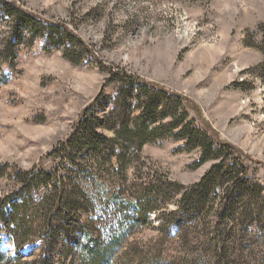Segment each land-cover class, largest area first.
Returning <instances> with one entry per match:
<instances>
[{
  "label": "rangeland",
  "instance_id": "obj_1",
  "mask_svg": "<svg viewBox=\"0 0 264 264\" xmlns=\"http://www.w3.org/2000/svg\"><path fill=\"white\" fill-rule=\"evenodd\" d=\"M0 2H13L39 21L36 27L27 25L24 33L0 4V198L13 190L16 170L39 167L40 158L65 138L84 108L95 99L97 112L109 107L117 88L109 81L112 70L189 98L216 137L245 158L249 178L264 184V54L257 46L264 0ZM49 24L57 30L64 27L82 46L61 39L63 31L52 38L54 31L45 30ZM184 109L200 124L190 107ZM183 144L173 138L146 144L141 152L144 163L135 166L145 176L161 173L192 185L214 161L189 168L199 152L176 151ZM54 162L48 159L44 167L52 169ZM117 178L113 175L112 180ZM174 208V203L167 206ZM155 215L149 214L150 225L137 227L126 239L127 249L117 252L119 262L140 263L145 248L163 254V264H168L165 254L182 256L185 234L164 242ZM0 228V251L5 254L0 264H42L41 240L17 247ZM51 253L52 264L73 261ZM242 253L246 264H256L247 249Z\"/></svg>",
  "mask_w": 264,
  "mask_h": 264
},
{
  "label": "trees",
  "instance_id": "obj_2",
  "mask_svg": "<svg viewBox=\"0 0 264 264\" xmlns=\"http://www.w3.org/2000/svg\"><path fill=\"white\" fill-rule=\"evenodd\" d=\"M0 4L23 32L39 22L13 2ZM260 27L257 46L264 54ZM49 29L55 39L59 29L50 24L46 32ZM59 31L64 32L61 39L82 46L64 27ZM110 72L109 81L117 88L109 107L97 112L95 99L84 108L65 138L40 158L39 167L16 170L13 190L0 198V225L14 244L41 240L42 264L53 263L49 252L60 260L73 258L60 264H127L119 262L117 252L126 248L137 227L150 225L148 216L154 213L161 220L164 242L185 234L182 256L165 254L168 264H246L244 248L256 264H264V184L249 178L239 150L216 137L189 98L125 72ZM184 106L195 112L200 124ZM167 138L184 140L176 151L199 152L189 168L214 161L198 182L185 186L166 174L139 173L135 165L144 163L143 146ZM48 159L55 161L54 168L44 167ZM113 175L118 178L112 180ZM173 203L175 208L168 210ZM163 257L145 248L137 264H163Z\"/></svg>",
  "mask_w": 264,
  "mask_h": 264
}]
</instances>
